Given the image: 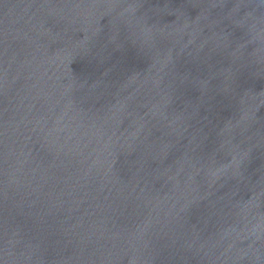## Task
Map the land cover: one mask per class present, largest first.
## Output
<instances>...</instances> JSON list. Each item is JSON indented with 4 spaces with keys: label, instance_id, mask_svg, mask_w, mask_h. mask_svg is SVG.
I'll return each mask as SVG.
<instances>
[{
    "label": "water",
    "instance_id": "water-1",
    "mask_svg": "<svg viewBox=\"0 0 264 264\" xmlns=\"http://www.w3.org/2000/svg\"><path fill=\"white\" fill-rule=\"evenodd\" d=\"M0 264H264V0H0Z\"/></svg>",
    "mask_w": 264,
    "mask_h": 264
}]
</instances>
